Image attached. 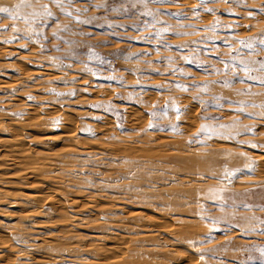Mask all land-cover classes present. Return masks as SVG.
<instances>
[{"label":"rangeland","instance_id":"obj_1","mask_svg":"<svg viewBox=\"0 0 264 264\" xmlns=\"http://www.w3.org/2000/svg\"><path fill=\"white\" fill-rule=\"evenodd\" d=\"M0 8V264H264V0Z\"/></svg>","mask_w":264,"mask_h":264},{"label":"snow or ice","instance_id":"obj_2","mask_svg":"<svg viewBox=\"0 0 264 264\" xmlns=\"http://www.w3.org/2000/svg\"><path fill=\"white\" fill-rule=\"evenodd\" d=\"M54 2L59 4L61 2V0H54ZM0 11L7 12L8 9H6V8H0ZM48 14L51 15V13H48ZM248 46L251 47L250 44Z\"/></svg>","mask_w":264,"mask_h":264},{"label":"bare ground","instance_id":"obj_3","mask_svg":"<svg viewBox=\"0 0 264 264\" xmlns=\"http://www.w3.org/2000/svg\"><path fill=\"white\" fill-rule=\"evenodd\" d=\"M263 159V158H262Z\"/></svg>","mask_w":264,"mask_h":264}]
</instances>
